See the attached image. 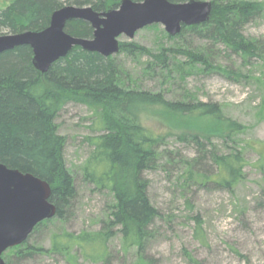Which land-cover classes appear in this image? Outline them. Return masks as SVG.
Masks as SVG:
<instances>
[{"label": "rangeland", "instance_id": "obj_1", "mask_svg": "<svg viewBox=\"0 0 264 264\" xmlns=\"http://www.w3.org/2000/svg\"><path fill=\"white\" fill-rule=\"evenodd\" d=\"M8 5L7 0H0V8ZM242 31L248 39L264 42V12ZM4 34L10 33L0 30ZM128 42L146 51L111 55L119 68L121 86L162 93L170 101L217 103L227 118L242 126L231 139L213 136L201 146L187 134L196 131L186 129L184 120L167 121L158 107L142 112L144 126L166 135L157 169L146 172L148 195L160 212L147 253L155 264H264V170L258 165L264 159V54L245 58L204 33L186 30L170 35L160 23L143 27L132 39L120 37V43ZM189 52L202 55L207 62L193 60ZM208 63L232 72L228 77L212 72L205 65ZM97 114L95 107L77 100L67 101L59 111L55 122L66 139L64 159L75 180L76 197L63 218H49L27 238L28 244L47 252L21 259L13 246L2 254L8 264L135 263L136 248L126 250L119 234L108 244L107 261L88 260L80 251L69 257L50 251L54 234L101 229L114 203L109 189L97 187L86 176L94 149L89 138L102 130ZM198 124L190 123L192 127L205 123ZM214 148L220 153L237 150L244 157V176L233 190L212 182L217 168L208 153ZM202 176L210 178L201 183L198 177Z\"/></svg>", "mask_w": 264, "mask_h": 264}, {"label": "trees", "instance_id": "obj_2", "mask_svg": "<svg viewBox=\"0 0 264 264\" xmlns=\"http://www.w3.org/2000/svg\"><path fill=\"white\" fill-rule=\"evenodd\" d=\"M7 2V7L0 8V30L18 33L45 29L52 14L65 5L91 6L96 11H106L117 8L120 0ZM211 2L213 9L208 22L184 25L181 31L204 33L210 40L225 44L233 53L245 58L262 56L264 42L248 39L242 29L262 15L264 2ZM65 30L76 37L93 36L90 23L81 19L67 22ZM144 51L146 48L135 42L120 43V52L134 55ZM32 55L28 45L0 53V162L47 181L52 188L50 201L57 207L55 216L63 218L64 210L76 197V185L64 159L66 139L58 133L55 120L67 101L77 100L97 109L102 127L101 133L89 138L94 149L87 163L86 176L97 187L109 189L114 196L101 229L79 234H54L50 251L67 257L80 251L88 260L107 261L110 257L108 244L119 234L126 250L136 248L134 264H155V258L147 253V243L153 237V225L160 212L148 195L146 172L157 169L166 135L144 126L142 112L148 107H158L167 121L184 120L186 129L196 131V134H187L201 146H204V139L211 142L213 136L231 139L242 126L227 118L217 103L170 101L162 93L121 86L119 68L111 56L75 46L67 56L42 73L34 67ZM188 55L193 60L207 62L202 55L191 52ZM205 65L212 72H222L227 77L232 72L211 63ZM187 122L205 124L192 127ZM201 151L205 152V147H201ZM208 154L217 168L212 182L233 190L244 176L242 153L237 150L220 153L214 148ZM260 160L258 165L264 170V159ZM198 178L203 183L206 182L204 178L210 177ZM195 219L200 224L198 215ZM48 220L38 223L35 229ZM14 248L21 259L48 251L43 247L35 248L27 241Z\"/></svg>", "mask_w": 264, "mask_h": 264}, {"label": "water", "instance_id": "obj_3", "mask_svg": "<svg viewBox=\"0 0 264 264\" xmlns=\"http://www.w3.org/2000/svg\"><path fill=\"white\" fill-rule=\"evenodd\" d=\"M213 5L209 0H121L118 8L96 11L91 6L65 5L57 9L48 27L0 35V53L21 45L31 47L34 67L42 73L75 47L98 52L105 57L120 51V37L134 38L145 26L160 23L170 35H177L184 25L208 22ZM81 19L93 28L91 38L66 32L67 22ZM51 185L31 173H23L0 162V264L8 248L24 243L36 225L56 215L50 201Z\"/></svg>", "mask_w": 264, "mask_h": 264}]
</instances>
